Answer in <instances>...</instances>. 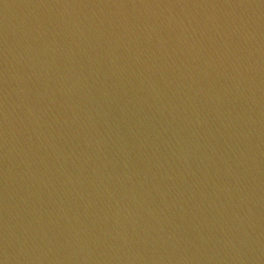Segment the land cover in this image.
Here are the masks:
<instances>
[{"label":"water","instance_id":"obj_1","mask_svg":"<svg viewBox=\"0 0 264 264\" xmlns=\"http://www.w3.org/2000/svg\"><path fill=\"white\" fill-rule=\"evenodd\" d=\"M0 264H264V0H0Z\"/></svg>","mask_w":264,"mask_h":264}]
</instances>
